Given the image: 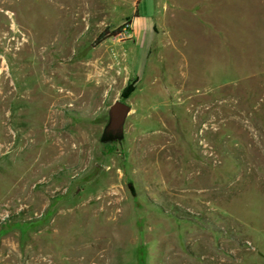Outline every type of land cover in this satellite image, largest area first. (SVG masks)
I'll return each mask as SVG.
<instances>
[{
  "label": "rangeland",
  "instance_id": "obj_1",
  "mask_svg": "<svg viewBox=\"0 0 264 264\" xmlns=\"http://www.w3.org/2000/svg\"><path fill=\"white\" fill-rule=\"evenodd\" d=\"M0 264H264V0H0Z\"/></svg>",
  "mask_w": 264,
  "mask_h": 264
},
{
  "label": "water",
  "instance_id": "obj_2",
  "mask_svg": "<svg viewBox=\"0 0 264 264\" xmlns=\"http://www.w3.org/2000/svg\"><path fill=\"white\" fill-rule=\"evenodd\" d=\"M131 109L124 99H115L108 108V119L102 128L100 139L103 142L120 141L124 135V123ZM129 185L131 183L129 182Z\"/></svg>",
  "mask_w": 264,
  "mask_h": 264
},
{
  "label": "trees",
  "instance_id": "obj_3",
  "mask_svg": "<svg viewBox=\"0 0 264 264\" xmlns=\"http://www.w3.org/2000/svg\"><path fill=\"white\" fill-rule=\"evenodd\" d=\"M134 15H137V11ZM123 25H120L118 27H116L115 29H113L112 31H110L109 33H106L105 31H100L95 39V42H100L101 40H103L105 37H107L110 34H116L117 32H119L121 30V27Z\"/></svg>",
  "mask_w": 264,
  "mask_h": 264
}]
</instances>
